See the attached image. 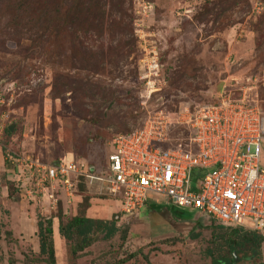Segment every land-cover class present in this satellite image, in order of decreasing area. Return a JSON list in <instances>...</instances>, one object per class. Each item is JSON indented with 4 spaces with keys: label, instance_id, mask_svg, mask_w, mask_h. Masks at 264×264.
<instances>
[{
    "label": "rangeland",
    "instance_id": "rangeland-1",
    "mask_svg": "<svg viewBox=\"0 0 264 264\" xmlns=\"http://www.w3.org/2000/svg\"><path fill=\"white\" fill-rule=\"evenodd\" d=\"M141 1L124 5H132L125 18L128 32L78 38L93 51L104 46L92 57L102 67H88L89 55L65 32L48 47V58L49 52L33 48L35 33H27L25 24L14 27L0 10V264H46L39 255L38 219L52 221L56 264H211L205 250L212 247L216 225L189 210L179 217L190 221L174 218L156 194L148 199L159 210L127 215L108 199H90L86 215L117 218L120 233L107 241L98 235L73 257L58 235V217L65 221L77 214L82 197L70 203L59 199L57 208L48 210L32 184L9 167V157L22 155L49 163L80 158L99 165L97 174L105 175L103 163L115 136L167 117L175 125L169 136L187 138L188 132L175 124L179 114L215 103L223 90L257 95L264 109V0H246L223 17L200 21L194 15L203 0H150L153 14L143 22L144 33L136 20ZM137 34L143 39L136 40ZM124 41L132 43L122 58L105 49ZM153 46L159 69L143 79L146 64L155 67L147 56ZM262 152L264 168V143ZM245 255L240 253V264H264V243L259 260L251 263Z\"/></svg>",
    "mask_w": 264,
    "mask_h": 264
},
{
    "label": "built area",
    "instance_id": "built-area-1",
    "mask_svg": "<svg viewBox=\"0 0 264 264\" xmlns=\"http://www.w3.org/2000/svg\"><path fill=\"white\" fill-rule=\"evenodd\" d=\"M151 10L153 14L150 0L141 1L137 26H143ZM150 52L147 56L155 67L146 64L143 79L159 69L154 46ZM245 92L235 96L223 90L217 103L193 112L185 108L175 124L188 132L187 138L169 136L175 125L167 117L115 136L105 175L85 162L68 159L49 163L22 155L9 157L8 162L21 181L32 184L34 195L48 210H55L59 199L70 203L74 180L83 177L92 192L117 200L122 214L139 211L149 194H156L223 225L264 231V109L257 95Z\"/></svg>",
    "mask_w": 264,
    "mask_h": 264
},
{
    "label": "trees",
    "instance_id": "trees-1",
    "mask_svg": "<svg viewBox=\"0 0 264 264\" xmlns=\"http://www.w3.org/2000/svg\"><path fill=\"white\" fill-rule=\"evenodd\" d=\"M127 1L128 0H0V10L2 11V16H6L10 19V23L14 27H22V25L25 24L26 27H28L26 30L27 33H35L36 37L32 40L33 43L35 42L33 46L34 49L37 48L49 52L48 47L54 42L55 37L58 36L57 34L65 32L73 38V44H77L89 55V58H87L85 62L88 64V67H102L100 66V62L92 57L98 50L101 53L104 52V46H98L97 49L93 51L88 49L78 38H101L107 34L113 37L116 33L122 34V32H128L125 18H130L127 10L130 6L132 10V5L131 2H129L130 6L128 5L127 9L124 8ZM245 1L246 0H203L202 8L194 15V20L200 21L201 18L204 19L207 16L218 19L223 17L230 10L242 6ZM117 16L119 17L118 20H116ZM130 33H132V31H130ZM134 36L136 39L137 36ZM131 43L132 42L128 43L124 41L117 46H106L105 49L108 53L112 51L114 57L120 56V58H122V56L124 57L126 54L124 50L126 45L129 46ZM128 54L130 53L127 52V56ZM47 56L51 58V52H49ZM58 95V92H56L54 94V99L58 98ZM217 101L215 103H217ZM5 131L8 134L10 133L8 129ZM128 134L130 133L122 135ZM74 161L85 162L88 167L97 168V166H99L92 161L90 162L80 158H75ZM103 165L106 167L105 161ZM9 167L12 170L13 167ZM74 182L75 196L73 199L75 197H82V209L65 221L61 217H58V235L68 244L70 254L76 257L79 253L82 254L86 248L90 247L95 242L98 235H100L101 240L107 241L120 233V229L118 227L117 218L113 220H102L91 218L86 215V211L90 207V199L98 197L110 201V197L95 195V193L92 192L93 190L86 186L83 177H77ZM14 190L17 189L15 188ZM10 197L12 198L11 193ZM168 203L172 208V214H174L172 216L174 218L190 221L179 217L184 210L175 207L170 202ZM155 210H159L158 207H156ZM167 212L168 211L165 210L166 214ZM119 214H122L120 210ZM207 219L216 225L215 232L211 235L212 247H207L205 250V255L210 258L211 264H240L241 260H243L239 258L240 253L249 254L247 256L245 255V258L252 257L253 260L251 263H254V259L255 261L260 259L261 247L264 243V231L248 230L239 226H226L213 219ZM36 227L39 255L46 264H56L52 240V221L50 219H38ZM125 233L126 231H123L121 235L122 238L125 237ZM132 256H134V254ZM124 262L125 261L122 260L118 264Z\"/></svg>",
    "mask_w": 264,
    "mask_h": 264
},
{
    "label": "crops",
    "instance_id": "crops-1",
    "mask_svg": "<svg viewBox=\"0 0 264 264\" xmlns=\"http://www.w3.org/2000/svg\"><path fill=\"white\" fill-rule=\"evenodd\" d=\"M95 195H96V194H95ZM94 199H95V198H93V200H94ZM110 201L113 203V205H114L115 207H119V202H118L117 200L114 201V199L112 200V199L110 198ZM165 203H166L167 205L169 204L168 201H166ZM154 208H156V207H155L154 205H152V204L149 202V200H148L147 203H146V205H144L139 211H141V210H148V211L152 212ZM174 210H176V209H174ZM90 211H91V209H90Z\"/></svg>",
    "mask_w": 264,
    "mask_h": 264
},
{
    "label": "water",
    "instance_id": "water-1",
    "mask_svg": "<svg viewBox=\"0 0 264 264\" xmlns=\"http://www.w3.org/2000/svg\"><path fill=\"white\" fill-rule=\"evenodd\" d=\"M8 130H9V131H12V127H11V126H9V127H8Z\"/></svg>",
    "mask_w": 264,
    "mask_h": 264
}]
</instances>
